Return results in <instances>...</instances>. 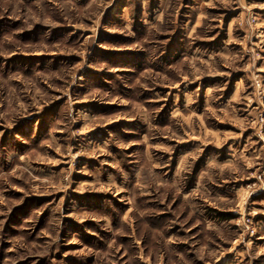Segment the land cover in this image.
<instances>
[{
	"label": "rangeland",
	"instance_id": "rangeland-1",
	"mask_svg": "<svg viewBox=\"0 0 264 264\" xmlns=\"http://www.w3.org/2000/svg\"><path fill=\"white\" fill-rule=\"evenodd\" d=\"M0 264H264V0H0Z\"/></svg>",
	"mask_w": 264,
	"mask_h": 264
}]
</instances>
